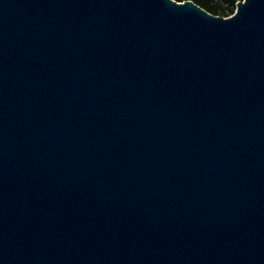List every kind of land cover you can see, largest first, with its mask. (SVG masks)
<instances>
[{"label":"water","instance_id":"1","mask_svg":"<svg viewBox=\"0 0 264 264\" xmlns=\"http://www.w3.org/2000/svg\"><path fill=\"white\" fill-rule=\"evenodd\" d=\"M0 264H264V0H0Z\"/></svg>","mask_w":264,"mask_h":264},{"label":"trees","instance_id":"2","mask_svg":"<svg viewBox=\"0 0 264 264\" xmlns=\"http://www.w3.org/2000/svg\"><path fill=\"white\" fill-rule=\"evenodd\" d=\"M184 1V0H177ZM201 7L215 15L229 17L234 14L239 0H193Z\"/></svg>","mask_w":264,"mask_h":264}]
</instances>
